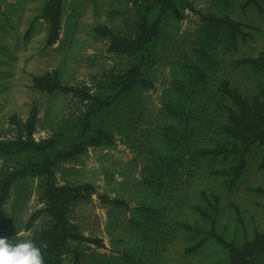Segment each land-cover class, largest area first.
<instances>
[{
    "label": "rangeland",
    "instance_id": "374dc122",
    "mask_svg": "<svg viewBox=\"0 0 264 264\" xmlns=\"http://www.w3.org/2000/svg\"><path fill=\"white\" fill-rule=\"evenodd\" d=\"M247 1L181 0L179 13L166 15L149 50L133 56L112 52L95 27L132 36L152 0H64L53 47L33 39L47 0H0V142L25 139L34 105L36 141L53 139L67 147L89 131L87 122L94 136L97 129L109 135L55 167L60 184L94 186L72 205L69 217L79 233L102 241L73 242L63 264H75L76 252L81 264H232L211 231L237 246L264 231V193L254 190L264 188V145L246 154L232 187L215 171L238 157L201 154L216 143H231L223 125L236 105L219 90L221 83L229 81L249 100L264 91V68L237 64L264 48V0ZM224 17L239 22L235 36L218 20ZM139 61L147 83L101 112L76 93L32 86L35 75L57 72L63 84L107 95L112 79ZM56 151L0 148V184L11 171ZM47 207L42 176L16 179L0 237L30 240L42 252V232L52 219L42 212L28 222ZM255 264H264V255Z\"/></svg>",
    "mask_w": 264,
    "mask_h": 264
},
{
    "label": "trees",
    "instance_id": "16d2710c",
    "mask_svg": "<svg viewBox=\"0 0 264 264\" xmlns=\"http://www.w3.org/2000/svg\"><path fill=\"white\" fill-rule=\"evenodd\" d=\"M180 1L152 0V3L138 19L135 33L132 36L118 35L103 25L96 26L95 31L110 40L109 48L112 52L133 56L144 55L158 38L166 15L179 13ZM63 9L64 0H47L42 9L39 18H44L49 23L47 46H52L59 40ZM154 10H156V15ZM218 20L229 25L234 36L240 31L239 22L229 17L218 18ZM237 64L264 68V48L257 56L239 59ZM32 82L33 88L43 91L76 93L81 100L91 102L90 105L94 112L108 109L126 94L131 93L141 84L147 83L144 79L142 61L133 63L116 75L110 85L112 91L107 95L94 94L87 89L63 84L57 72L35 75ZM219 90L236 105V108H228V119L223 125V130L231 138V143H216L212 147L202 149L201 154L236 155L238 157L236 163L229 168L215 171L217 174L227 176L229 178L228 186L232 187L246 166V154L254 145H264V91L261 97L249 100L238 88L232 87L227 80L221 83ZM38 116V108L34 105L24 123L25 139L20 138L15 144L0 142V148L4 150L18 148L21 151L34 153H44L56 149V154L44 158L40 163L29 162L22 169L11 171L3 178L0 184V219L13 182L18 178L30 175L42 176L44 198L48 207L44 211H36L31 216L28 226H31L42 212H46L51 217L52 224L42 232L44 264H63L65 255L74 252L72 250L73 242H88L101 246L102 241L100 238L88 237L79 233L69 217L72 205L77 201L86 199L95 190L94 186L87 183L79 185L60 184L57 180L55 167L60 159L72 158L83 152L89 144H101L102 140L107 139L109 135L102 129H97V134L94 136L91 131L92 127L87 122L86 129L90 128L89 131L79 139L72 140L69 146L60 148L61 143L59 141L53 139L36 141L33 138ZM260 167L264 169V157ZM254 190L264 193L262 187L254 188ZM196 208L206 214L201 207L197 206ZM211 235L229 251L232 264H255L256 258L264 255V231L256 230L253 238L246 240L242 246H237L234 242L226 240L214 229L211 231ZM74 262L81 264V255L77 252L74 255Z\"/></svg>",
    "mask_w": 264,
    "mask_h": 264
},
{
    "label": "clouds",
    "instance_id": "9594fccd",
    "mask_svg": "<svg viewBox=\"0 0 264 264\" xmlns=\"http://www.w3.org/2000/svg\"><path fill=\"white\" fill-rule=\"evenodd\" d=\"M0 264H44V257L30 240L0 237Z\"/></svg>",
    "mask_w": 264,
    "mask_h": 264
},
{
    "label": "crops",
    "instance_id": "0c3cea01",
    "mask_svg": "<svg viewBox=\"0 0 264 264\" xmlns=\"http://www.w3.org/2000/svg\"><path fill=\"white\" fill-rule=\"evenodd\" d=\"M40 24H41V26L39 27ZM48 31H49V23L44 18H41L39 20V23L36 26L35 30L33 31V33H34L33 34V39L34 40L43 41V42L45 41V45H46V39H47ZM55 45H56V43L54 45H52V46H47L46 45V47H53ZM44 74H45V72H44ZM44 74L41 73L39 75H44Z\"/></svg>",
    "mask_w": 264,
    "mask_h": 264
}]
</instances>
